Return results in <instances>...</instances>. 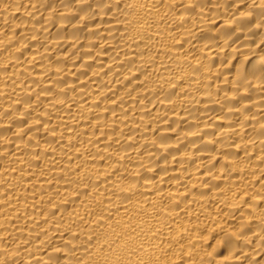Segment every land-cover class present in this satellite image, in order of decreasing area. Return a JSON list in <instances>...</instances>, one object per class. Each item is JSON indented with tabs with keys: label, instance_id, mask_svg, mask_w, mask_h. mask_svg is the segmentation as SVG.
I'll return each instance as SVG.
<instances>
[{
	"label": "bare ground",
	"instance_id": "6f19581e",
	"mask_svg": "<svg viewBox=\"0 0 264 264\" xmlns=\"http://www.w3.org/2000/svg\"><path fill=\"white\" fill-rule=\"evenodd\" d=\"M0 264H264V0H0Z\"/></svg>",
	"mask_w": 264,
	"mask_h": 264
}]
</instances>
